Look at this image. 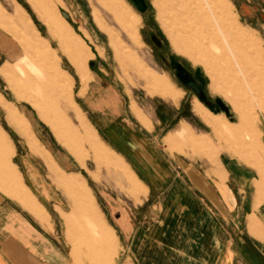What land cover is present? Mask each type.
Listing matches in <instances>:
<instances>
[{"label":"rangeland","instance_id":"rangeland-1","mask_svg":"<svg viewBox=\"0 0 264 264\" xmlns=\"http://www.w3.org/2000/svg\"><path fill=\"white\" fill-rule=\"evenodd\" d=\"M165 1L119 0V8L130 16V21L122 25L115 6L108 0H59L60 4L55 0H0V104L9 117L6 116L8 126L2 114L0 126L13 141L17 156L26 148L48 190L56 194L58 205L65 209L59 210L63 224L58 231H63L64 226L71 250L83 253L87 264H95L104 249L111 252L107 260L115 254L117 239L107 222L118 233L121 231L119 226L124 228L122 231L127 233L124 254L128 255L130 236L154 227V219L159 216L160 208L157 206L169 194L168 190L160 194L150 193L145 200L142 187H132L120 172L121 168L114 167L115 161L113 166L107 163L108 153L92 133L94 128L110 149H114L116 141L127 157L132 156L128 135L123 136L119 126L122 119L129 120L133 128H129V133L140 137L137 131H142L138 128L142 127L141 123H137L128 112L127 102L130 100H134L156 126L149 135L153 140L150 148L153 152L143 156L150 158L149 161L158 165L165 175L163 189H168L167 185L173 183L169 191L174 189L175 194L189 186L184 173L175 166L174 159L182 158L192 163L200 174L206 168L224 172L226 164L233 161L245 173L238 182L241 184L239 199L242 207L237 209V218L252 205L264 206V181L258 171V161H264V155L255 159L250 151L246 152V129L241 133L238 128L239 116L264 111V99L260 98L253 104L248 93L240 96V91L230 88V80L219 72V68L176 48L177 37L167 29L169 20ZM224 3L228 10L219 16L220 20L223 17L222 23L233 31L235 43L239 36L245 38L240 56L244 58L249 53L256 63L260 59L259 65L264 69V0H226ZM56 7L74 31L71 45L75 51H90L86 76L78 74L75 70L78 66L68 62L65 53L70 61L69 49L63 52L59 46V43L66 46V42L53 37L36 17L37 11L40 18L49 24L51 19L47 15ZM54 23L57 28L65 26L60 19ZM109 32L114 33L116 42L120 44L117 52L111 44ZM22 48L23 55L14 61L22 54ZM53 60L56 61L54 66ZM130 60L134 61L133 64ZM147 72L169 81L171 86L173 84L181 91L180 96L172 100L175 103L155 95L159 94L158 90L154 91L155 94L149 91L151 87L145 79ZM75 73L81 84L86 83L84 91H79L81 95L77 93L79 81ZM262 83L264 92V81ZM163 91L171 94L167 86ZM16 94L22 95V99L17 100ZM194 98L212 111L204 113L205 123L214 119L225 121L227 129H224V134H218L221 130L212 132L191 111L190 102ZM192 105L202 112L198 101L193 100ZM78 108L93 128L79 125ZM11 111L19 124L12 121ZM159 115L165 116L164 124L159 122ZM177 121L182 123L176 129L178 132H185V126H191L192 129L187 130L188 135H202L214 154L196 155L192 150L193 144L191 148L183 140L168 151L158 139ZM232 130L235 131V139L232 138ZM4 144L5 139L0 133V148ZM181 147L184 152L178 151ZM52 170L53 175H59L60 188L50 175ZM191 195L202 197L192 191ZM42 199L47 200L45 195ZM45 205L49 214L55 217L50 202ZM117 213H121L122 219L119 226L114 225ZM37 217L43 219V215Z\"/></svg>","mask_w":264,"mask_h":264},{"label":"crops","instance_id":"crops-1","mask_svg":"<svg viewBox=\"0 0 264 264\" xmlns=\"http://www.w3.org/2000/svg\"><path fill=\"white\" fill-rule=\"evenodd\" d=\"M55 1L60 4L59 0ZM35 14L53 37L66 42V46L62 47L60 43L59 46L63 52L68 51V45L72 44L74 31L60 16L57 7L53 8V12L47 15L51 19L49 24L40 18L37 11ZM57 19L62 20L65 26L57 28L54 23H57ZM95 23L97 24V22ZM97 26L103 29L98 24ZM71 47L74 46L71 45ZM23 53L22 48V54L18 55L14 61ZM65 55L69 63L78 66L75 68L77 73L86 76L88 69L86 62L91 57L90 51H79L77 58H70V61L66 53ZM55 62L53 60L52 66ZM56 68H58L57 65ZM53 69L55 71V68ZM87 76L89 78V70ZM54 78L57 79L56 76ZM77 78L79 81L77 93L81 95L82 93L79 91H84L86 83L81 84L78 75ZM145 79L151 87L149 91L155 94L154 91L158 90L157 93L159 94L155 95L163 99L167 98L174 101L181 94V91L177 90L173 84L171 86L169 81L159 79L148 72L145 74ZM157 81L160 84H157ZM164 86L170 89L171 94L163 91ZM193 100L200 103L202 112L194 108ZM193 100L190 102L192 109L190 110L212 131L209 123L215 119L210 122L206 121V123L203 120L204 113H212V111L196 98ZM127 107L130 116L142 126L141 128L138 127L142 131H137L140 135L137 137L134 133H129V128L133 129L130 126V121L120 119L122 121L119 123L121 133L123 136L128 135V147L132 152L130 157L123 153L116 141L113 144L116 145L113 147L114 149H110L99 138L95 129L78 108L79 125L93 128V130L91 129L93 135L108 153L107 163L112 165L115 161L116 166L114 167L121 168L120 172L123 173L132 187L134 185L142 187L144 194L142 197L145 200L150 193L160 194L168 190L169 194L157 206L160 209L159 216L154 219V227L145 232L137 231L130 236L131 244L128 255L124 254L127 233L125 230L122 231L123 227L119 226L122 221L121 213L114 216V225L121 229L119 233L105 220L113 229L117 239L115 254L112 259L107 260L108 256L111 257V252L104 249L103 254L98 255L95 264H264V206L252 205L246 212L243 210L241 217L237 218L236 216L237 209L242 207V200L239 199L241 198L239 195L241 184L238 182L242 176H245L243 169L233 161H229L226 168L223 169L224 172L206 168L203 171L204 177L194 168L192 163L177 158V160L174 159L175 166L184 173V178L186 177L188 180L189 186H187V190L183 187L175 194L174 189L169 191V187L173 183L167 185L168 189L165 187L163 189L166 183L165 175L161 173L158 165H153L149 161L150 158L147 159L143 156L153 152L150 149L153 140L149 135L154 132L156 126H153L150 118L145 116L134 100L128 101ZM71 113L74 115L73 112ZM2 114L9 126L6 118L8 115L0 104L1 118ZM158 119L159 122L165 123V116L159 115ZM181 124L177 121L176 125L167 129L158 139L168 151H171L174 146H178L179 140L188 142L191 148L192 144L194 147L200 139L207 142L202 135L192 134L189 136L187 131L191 127L189 124L190 127L185 126V129L187 128L185 132H178L176 129ZM7 125L5 124L11 131L12 129ZM0 133L5 139L4 146L0 148V264H79L80 262L87 264L83 253H74L71 250V244L64 233V226L63 231H58L63 224L59 210L65 211V209L58 205L54 191L52 193L51 190H48L47 184L44 182L40 171L35 167L31 156L28 155L24 144L21 142L25 150L17 156L13 141L1 126ZM18 139L17 141L20 142L19 137ZM182 147L177 150L184 152ZM214 167L217 168V165ZM52 172L53 170L50 175L53 180L55 179L54 182L57 181V186L60 188L59 175H53ZM191 191L201 194L202 197L194 198ZM39 192L42 197L45 195L47 200L42 199ZM135 197L138 198V196ZM49 202L56 214L55 217L47 211L45 204ZM32 205H34V212ZM206 207L211 211L212 216ZM36 215H43V219ZM87 255L93 257L92 254ZM122 257L126 259H122Z\"/></svg>","mask_w":264,"mask_h":264},{"label":"bare ground","instance_id":"bare-ground-1","mask_svg":"<svg viewBox=\"0 0 264 264\" xmlns=\"http://www.w3.org/2000/svg\"><path fill=\"white\" fill-rule=\"evenodd\" d=\"M108 1L111 3L110 5L113 7L115 6L114 9L122 25L130 21V16L127 12L119 8L121 4L119 0ZM225 1L226 0H166L165 10L169 20L167 29L171 32L170 34L177 37L176 48L190 52L194 57L198 56V59L207 61L216 66V68H219V72H222V74L227 76L228 80H230V88L240 91V96H246V93H248L251 96H249V101L254 104L260 101V98L264 99V92L262 91L264 69L259 65L260 59L256 63L254 57L249 55V53L244 58L240 56L239 51L241 47L243 48L242 43H244L245 38L239 36L238 41L235 43V41L232 40L233 31L227 24L222 23L223 17L221 20L219 17L221 14L224 15L225 9L228 10V8L225 7ZM100 23H102L101 20ZM102 25H104V23H102ZM109 33L111 44L117 52V50L120 49V44L116 42L114 33ZM246 40L248 41V38H246ZM68 49L70 58H77L78 51H75L74 47H71V45H68ZM2 71L4 72V70ZM15 98L21 100L22 95L16 94ZM239 117V131L243 133L244 129H246V152L250 151L255 159H259L260 156L264 155V111L252 112V114ZM11 118L14 123L19 124L17 116L12 111ZM53 123L54 126H56L57 123L55 120H53ZM210 126L214 133L221 130L219 131L220 133H218L220 135L224 134V129H227V124L222 119H215L210 123ZM234 133L235 131L232 130V138H234ZM210 146L208 142H204L200 139L193 147V153L196 155L199 153L213 155L214 151ZM169 147L171 148V146ZM258 163L259 175L263 182L264 161H258ZM93 219L96 220L95 217Z\"/></svg>","mask_w":264,"mask_h":264}]
</instances>
